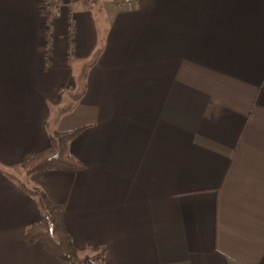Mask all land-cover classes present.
<instances>
[{
    "label": "crops",
    "instance_id": "crops-1",
    "mask_svg": "<svg viewBox=\"0 0 264 264\" xmlns=\"http://www.w3.org/2000/svg\"><path fill=\"white\" fill-rule=\"evenodd\" d=\"M43 1L0 0V264H68L24 185L104 264H264V0ZM80 127L83 168H21Z\"/></svg>",
    "mask_w": 264,
    "mask_h": 264
},
{
    "label": "trees",
    "instance_id": "trees-1",
    "mask_svg": "<svg viewBox=\"0 0 264 264\" xmlns=\"http://www.w3.org/2000/svg\"><path fill=\"white\" fill-rule=\"evenodd\" d=\"M73 45L74 40L71 39ZM74 128L58 131L50 136V145L38 152L23 155L20 166L28 175L40 171L60 169L77 170L84 167L69 151V144L81 131ZM37 201L41 215L40 219L29 225L24 232V239L32 242L53 257L64 260L68 264H104L102 252L80 257L78 247L67 231L62 206L51 201L44 191L24 185Z\"/></svg>",
    "mask_w": 264,
    "mask_h": 264
},
{
    "label": "built area",
    "instance_id": "built-area-1",
    "mask_svg": "<svg viewBox=\"0 0 264 264\" xmlns=\"http://www.w3.org/2000/svg\"><path fill=\"white\" fill-rule=\"evenodd\" d=\"M116 6L118 8H125L133 9L137 6L135 0H114ZM59 7V3L53 4L50 0H44L41 6V9L47 13V15L54 9ZM67 31H68V40H67V61H70L73 58V43L71 42L73 39V33H74V20H70L67 25ZM48 39L49 43L52 44L53 38H52V32L51 29L48 31ZM46 56H49V52L47 51L45 53Z\"/></svg>",
    "mask_w": 264,
    "mask_h": 264
},
{
    "label": "rangeland",
    "instance_id": "rangeland-1",
    "mask_svg": "<svg viewBox=\"0 0 264 264\" xmlns=\"http://www.w3.org/2000/svg\"><path fill=\"white\" fill-rule=\"evenodd\" d=\"M48 44H49V40H48ZM52 44H53V41H52ZM66 45H67V42H66ZM73 47H74V46H73ZM84 256H85V255H83V254L81 255V254H80V257L83 258ZM82 264H83V263H82Z\"/></svg>",
    "mask_w": 264,
    "mask_h": 264
}]
</instances>
